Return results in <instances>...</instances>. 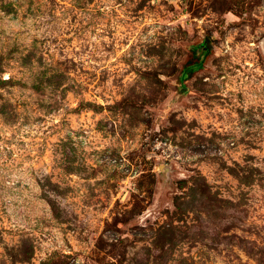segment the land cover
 <instances>
[{
  "label": "rangeland",
  "instance_id": "obj_1",
  "mask_svg": "<svg viewBox=\"0 0 264 264\" xmlns=\"http://www.w3.org/2000/svg\"><path fill=\"white\" fill-rule=\"evenodd\" d=\"M0 264H264V0H0Z\"/></svg>",
  "mask_w": 264,
  "mask_h": 264
},
{
  "label": "water",
  "instance_id": "obj_2",
  "mask_svg": "<svg viewBox=\"0 0 264 264\" xmlns=\"http://www.w3.org/2000/svg\"><path fill=\"white\" fill-rule=\"evenodd\" d=\"M200 47L205 51L206 54L210 53L212 46L208 38H205L203 42L200 44Z\"/></svg>",
  "mask_w": 264,
  "mask_h": 264
}]
</instances>
